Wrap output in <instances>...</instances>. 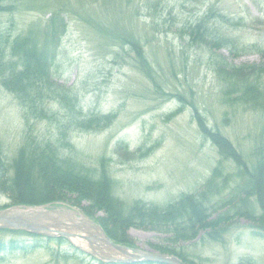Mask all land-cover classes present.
<instances>
[{"label": "rangeland", "instance_id": "1", "mask_svg": "<svg viewBox=\"0 0 264 264\" xmlns=\"http://www.w3.org/2000/svg\"><path fill=\"white\" fill-rule=\"evenodd\" d=\"M3 1L20 2L27 8L24 0ZM56 2L64 9L67 31L58 47L53 79L78 92L79 107L84 112H117L110 126L94 132H73L70 138L87 167H96L101 156L110 158L109 172L116 180L115 192L120 199L164 204L181 192L199 190L219 156L199 132L191 103L204 113L208 127L219 129L249 163L253 161L251 143L260 133L264 115L222 102V84L210 65V52L189 45L181 29L205 12H215L213 21L206 25L222 23L232 29L240 43L258 44L264 50V0H110V6L103 0H36L30 3L31 8L12 13L13 24L10 13H0V31L11 27L10 34L15 36L31 27L40 30ZM232 23L236 27L232 28ZM129 36L142 45L150 75L133 59L134 52L126 42ZM213 51L233 64L261 60L256 50L236 57H230L225 48ZM174 93L181 94L183 100L169 96ZM182 105L179 113L169 116ZM50 128L44 122L36 123L32 133L38 138L47 136ZM26 136L15 98L0 86V144L8 164ZM118 140L127 143L130 150L154 148L143 158L127 160L114 150ZM223 169V174L230 172L229 177L236 170ZM50 188V195L65 194L83 207L90 206L94 217H107L102 207L91 206L92 202L76 192L57 185ZM8 204L13 205L7 194L0 193V207ZM250 223L239 218L222 243L199 236L183 246L196 264H237L241 258L264 264V235L251 233ZM126 228L125 235L133 243L130 247L159 252L167 239L155 229ZM0 240L8 244L14 241L16 246L0 251V264H52L53 254L74 252L79 259L93 260L66 243L30 234L1 230ZM62 261L77 264L73 259Z\"/></svg>", "mask_w": 264, "mask_h": 264}, {"label": "trees", "instance_id": "2", "mask_svg": "<svg viewBox=\"0 0 264 264\" xmlns=\"http://www.w3.org/2000/svg\"><path fill=\"white\" fill-rule=\"evenodd\" d=\"M103 1L105 6L111 5L110 0ZM24 2L27 8H31L30 3L36 0ZM27 8L20 2L5 3L0 0V13H10L12 24V13ZM63 11V7L56 2V7L50 10L40 30L39 27H31L21 35L12 36L11 24L9 30L0 31V86L15 98L27 135L10 164L4 159L0 144V193L7 194L13 205L38 206L61 202L78 208L95 219L111 240L127 246L133 243L125 235L126 227L155 229L167 236L158 251L178 256L189 264L196 263L184 248V243L199 236L200 239L222 243L239 218L251 222L249 229L254 235H264V124L251 143L253 161L249 163L225 134L208 127L204 113L191 103L192 118L199 132L210 140L219 157L198 191L181 192L164 204L140 199L125 202L120 199L115 192L116 182L109 172L110 158L99 157L96 167H87L83 163L81 152L71 141V134L102 130L115 121L117 112H84L79 107L78 92L53 79L58 47L67 31ZM212 14L214 16L215 12ZM212 14L205 12L201 18L190 21L182 27L181 34L188 37L189 45L203 47L210 52V65L222 84L223 103L231 107L244 106L252 110L251 113L264 115V50L258 44L240 43L232 29L222 23L206 25L208 20L213 21ZM235 24L232 23V28L236 27ZM126 42L134 52L133 59H137L139 67L150 75L147 70L151 66L140 42L133 36H129ZM221 48H225L230 57L256 50L261 60L258 63L233 64L228 57L213 51ZM169 96H175L180 101L184 98L179 93ZM182 109L183 105L169 116L176 115ZM40 122L51 128L47 136L38 138L33 135L32 127ZM153 148L154 145L144 150H130L127 143L118 140L114 150L119 157L134 160L147 156ZM226 166L236 169L230 177V172L223 174ZM51 185L76 192V195L92 202L91 206L102 207L107 217H94L95 212L90 206L83 207L77 203V199L70 200L65 194V198L50 195ZM8 206L3 205L0 209ZM8 247L15 248V242L8 244L0 240V251ZM56 256L53 254L52 264H60V259L62 264H65L63 259H73L77 264H104L79 259L76 252L57 253ZM247 262L250 261L241 258L237 264H249Z\"/></svg>", "mask_w": 264, "mask_h": 264}, {"label": "water", "instance_id": "3", "mask_svg": "<svg viewBox=\"0 0 264 264\" xmlns=\"http://www.w3.org/2000/svg\"><path fill=\"white\" fill-rule=\"evenodd\" d=\"M0 229L49 237L64 236L78 248L108 263L187 264L171 255L116 243L95 220L75 210L61 211L45 206L0 209ZM71 238L78 241V244Z\"/></svg>", "mask_w": 264, "mask_h": 264}, {"label": "bare ground", "instance_id": "4", "mask_svg": "<svg viewBox=\"0 0 264 264\" xmlns=\"http://www.w3.org/2000/svg\"><path fill=\"white\" fill-rule=\"evenodd\" d=\"M110 175H111V173H110ZM112 176V175H111ZM115 180V179H114ZM115 182H116V180H115ZM103 229V228H102ZM103 231H104V229H103ZM105 232V231H104ZM106 234V233H105ZM32 235H34V236H36V237H40V238H45V239H47V240H52V241H56V243H57V241H59V244H67L70 248H73V249H76L77 251H79V252H82V251H84V250H82V249H80V248H78L77 246H75L70 240H68L66 237H64V236H58V237H49V236H43V235H38V234H33L32 233ZM107 235V234H106ZM108 236V235H107ZM109 237V236H108ZM49 238V239H48ZM63 238V239H62ZM71 240H74L76 243L78 242V241H76L74 238H71ZM64 241V242H63ZM78 244V243H77Z\"/></svg>", "mask_w": 264, "mask_h": 264}]
</instances>
